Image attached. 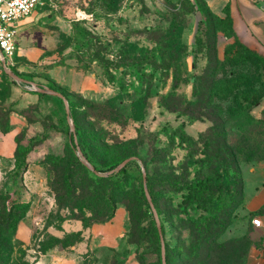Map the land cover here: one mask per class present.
Segmentation results:
<instances>
[{
	"label": "rangeland",
	"instance_id": "obj_1",
	"mask_svg": "<svg viewBox=\"0 0 264 264\" xmlns=\"http://www.w3.org/2000/svg\"><path fill=\"white\" fill-rule=\"evenodd\" d=\"M205 25L204 14L195 0H45L31 16L17 24L19 49L14 72L43 89L62 93L69 101L71 120L59 97L38 94L26 83L14 85L8 79L0 82V121L13 127L12 131L17 129L14 142L22 158L29 149L24 158L27 167L24 164L19 169L21 174L15 173L14 157L5 159L0 166V213L4 208L8 212L13 209L19 216L23 214L20 209L23 204L29 210L19 225L10 230L11 245L15 247L12 264H38L47 254L57 258L49 264H139L138 252L147 254L149 262L156 264L155 239L149 238L138 246L130 238V206L142 214L140 220L145 226L155 219L151 206L147 213L141 198V190H145L144 170L152 178L158 202L161 200L165 206L166 213L160 221L166 228V241L175 250L177 243L170 221L175 211L171 207L182 201V194L166 190L165 171L153 163L149 151L154 148L157 154L167 153L176 167L187 159L192 147L180 139L178 128L188 119L162 107L161 100L170 93L194 100V83L185 82L174 88L169 73L142 62L145 50L155 48L147 30L173 26L188 46L184 59L188 76H199L207 59L206 51H199L197 37ZM234 29L241 42L264 57V32L263 36L246 42L235 22ZM233 42L219 34L217 47L221 59L226 46ZM234 70L250 77L247 86L258 94L264 92V78L256 63L229 64L224 74ZM236 96L237 92L228 99H216V103L227 110ZM107 100L114 101L125 112L116 121L96 107ZM257 107L252 109V114L262 119L263 114L257 116ZM210 124L207 120L187 123L185 131L198 141ZM76 125L83 132L78 138L79 148L89 152L98 167L110 166L129 153L138 156L131 161H137L140 166L130 169L125 191L116 197L114 218L90 227L78 220L82 211H72L58 203L52 186L63 184V178L74 165L77 149L70 145L69 132L72 126L76 131ZM242 139H247V132L240 135ZM103 141L110 145L107 147ZM139 157L145 164L138 161ZM255 163L259 162L241 163L242 175L245 166ZM77 173L84 174L82 169ZM14 202L17 204L12 205ZM80 233L82 242L65 247ZM110 235L114 241L104 242ZM52 236L61 239L59 245ZM247 236L250 240L244 239ZM220 240L227 243L220 256L228 264H241L248 255L258 252L259 241L264 248V227H255L239 207L232 225ZM82 243L83 250L76 255L75 248ZM45 248L49 251L43 254Z\"/></svg>",
	"mask_w": 264,
	"mask_h": 264
},
{
	"label": "trees",
	"instance_id": "obj_2",
	"mask_svg": "<svg viewBox=\"0 0 264 264\" xmlns=\"http://www.w3.org/2000/svg\"><path fill=\"white\" fill-rule=\"evenodd\" d=\"M195 1L203 12L206 22L197 37L199 51L202 53L206 51L207 63L203 72L196 77L188 76L184 60L187 57L188 46L183 42L181 33L174 31L173 26L167 29L147 30L149 40L155 44V48L145 50L146 54L142 62L151 64L164 73H169V77H173L174 88L185 82L194 83V100L189 101L172 93L161 100L162 107L187 117L188 122L181 123L178 134L183 143H188L192 148L189 150L187 159L177 167L170 162L167 153L157 154L154 148H151L149 155L153 163L158 165V169L165 171L163 185L166 190L172 194H182V201L177 206L171 207L175 211L173 219L170 220L177 243L175 250L166 241V228L161 222L167 264H228L225 258L220 256L227 243L221 242L220 239L232 225L234 212L242 207L245 201L244 180L240 165L251 161H264V111L262 119H257L252 114V109L262 102L264 92L258 94L252 87L247 86L250 83V77L244 72L234 70L228 75L224 73L229 64L239 65L251 62L257 64L264 78V57L240 41L234 29L229 6L226 8L225 16L220 17L212 12L205 0ZM178 14L185 20L184 16ZM179 22L177 20L176 25H179ZM221 33L226 39L234 40L226 46L223 59L220 58L217 47ZM157 55L160 56V60ZM4 79L18 85L8 75ZM236 92L238 96L234 98V102L227 110L216 103V99H228ZM144 100L146 101V98H143ZM96 107L113 121L125 114L112 100L97 104ZM205 120L211 124L201 139L196 141L189 137L185 131L187 123ZM12 129L13 127L4 126V122L0 121V132L9 133ZM243 132H247L246 140H240ZM82 133L77 125L75 132H69L70 145L74 150L79 147L78 138L82 136ZM98 141L102 143L101 138H98ZM103 143L107 147L110 145L105 141ZM81 150L92 165L93 171L83 163L75 151L74 165L66 178H63V184L52 186L57 194L58 203L72 211H82L83 215L78 220L84 224L87 223V227H90L94 224L106 223L114 218L117 210L116 197L125 191L129 171L132 167L140 166L137 161H131L119 172H114L125 160L138 156L129 153L110 166L98 167L89 152L83 148ZM28 154L29 149H26L23 153L24 158ZM21 156L17 148L14 154L16 175L21 174L19 169L24 164L27 167L26 161ZM138 159L145 164V160L141 157ZM78 169L83 170V176L77 173ZM101 173L110 174L99 175ZM146 176L148 190L161 217L166 213L165 206L161 200L160 202L157 200L152 178L148 173ZM142 178L144 183V173ZM236 197L240 200L238 201ZM141 198L144 201L143 205L147 207V213L150 212V204L144 188L141 190ZM15 204L17 202L12 203V205ZM20 209H23L19 210L23 214L19 216L13 209L8 212L4 208L0 213V264L13 262L15 247L11 245L13 232L11 233L10 230L12 226L16 228L29 211L24 204ZM128 212L131 242L141 246L149 238L153 241L155 239L153 244L154 254L157 257L155 263L163 264L162 244L155 219L145 226L140 220L143 217L142 214L133 210L131 206ZM257 217L264 219V206L248 216L251 222ZM52 239L58 245L61 242V239L55 236H52ZM244 239L250 240L249 236ZM82 240L80 233L76 240L65 247L74 246ZM58 247L63 249L61 246ZM256 248L260 252L259 257L263 256L264 248L260 241L256 244ZM172 250L175 251V261L172 260ZM47 251L49 249L45 248L43 254ZM248 258L249 255L241 264H247ZM137 260L139 264H151L147 254L142 252H138Z\"/></svg>",
	"mask_w": 264,
	"mask_h": 264
},
{
	"label": "crops",
	"instance_id": "obj_3",
	"mask_svg": "<svg viewBox=\"0 0 264 264\" xmlns=\"http://www.w3.org/2000/svg\"><path fill=\"white\" fill-rule=\"evenodd\" d=\"M212 12L220 17L226 14V8L229 6L235 26L241 37L249 42L253 38L263 36L264 32V0H205ZM24 21V20H23ZM22 21V22H23ZM259 114L264 111V99L260 103ZM17 135V129L2 135L0 134V166L4 165L5 159L14 157L16 144L14 137ZM15 167V166H14ZM244 195L245 201L241 207L247 216L251 212L257 211L264 206V161L255 163L243 168ZM249 219V218H248ZM263 221L264 227V219ZM250 221V220H249ZM97 230V229H96ZM99 231V230H98ZM113 237H106L104 242L112 243ZM83 244L75 248L77 253L83 250ZM260 252L250 255L247 264H264V255L259 257ZM57 260L50 254L44 255L38 264H49Z\"/></svg>",
	"mask_w": 264,
	"mask_h": 264
},
{
	"label": "built area",
	"instance_id": "obj_4",
	"mask_svg": "<svg viewBox=\"0 0 264 264\" xmlns=\"http://www.w3.org/2000/svg\"><path fill=\"white\" fill-rule=\"evenodd\" d=\"M44 2L45 0H0V82L6 75L13 79L9 75L10 73L17 76L14 72L15 56L19 49L16 40L17 24L31 16ZM16 82L18 85H22V83ZM28 87L38 92L36 88ZM252 224L262 227L263 221L257 217L253 219Z\"/></svg>",
	"mask_w": 264,
	"mask_h": 264
},
{
	"label": "water",
	"instance_id": "obj_5",
	"mask_svg": "<svg viewBox=\"0 0 264 264\" xmlns=\"http://www.w3.org/2000/svg\"><path fill=\"white\" fill-rule=\"evenodd\" d=\"M13 79H15L16 81L20 82V83H26L27 85L29 86H32L34 88L37 89L38 92L40 93H47V94H52V95H55L57 97H59L60 99H62L64 101V104L66 106V111H67V114H68V117L69 119L71 120V109H70V104H69V101L68 99L62 94V93H58V92H55L53 90H50V89H43V88H40L37 84L35 83H32V82H28V81H25L23 80L22 78H20L19 76H15L14 74H9ZM71 132H75V128L72 126V130ZM75 140H76V143H77V137L75 136ZM77 154L79 155V157L82 159V161L84 162V164H86L87 166H89L90 168L93 169L92 165L90 164V162L85 158V156L83 155V152L82 150L78 147L77 148ZM131 160H133V158H130V159H127L125 160L122 164H120L115 170L114 172H119L121 169H123ZM110 173H107L105 174L104 176H108ZM102 175V174H101ZM144 185H145V192H146V196H147V199H148V202L152 208V211L154 213V217H155V220H156V223H157V227H158V230H159V233H160V236H161V240H162V263L163 264H167V261H166V247H165V239H164V235H163V232H162V225H161V221H160V217H159V214L156 210V207L154 205V202L152 200V197L150 195V192L148 190V187H147V176H146V172L144 170Z\"/></svg>",
	"mask_w": 264,
	"mask_h": 264
}]
</instances>
